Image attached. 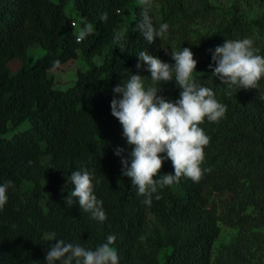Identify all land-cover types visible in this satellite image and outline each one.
<instances>
[{
  "label": "trees",
  "instance_id": "16d2710c",
  "mask_svg": "<svg viewBox=\"0 0 264 264\" xmlns=\"http://www.w3.org/2000/svg\"><path fill=\"white\" fill-rule=\"evenodd\" d=\"M157 1L161 18L150 7L153 25L167 23L169 28L149 44L136 30L142 19L139 4L133 8L131 32H117L128 0H0V184L12 181L0 210V264H46L51 233L93 250L114 235L119 264H212L219 234L216 212L225 194L232 222L264 225V78L250 90L217 79L196 80L226 106L218 123L205 119L200 125L210 137L202 164L210 171L199 182L181 178L158 189L161 199L154 194L147 206L131 179L121 174V160L114 153L118 146H128L110 102L113 88L138 72L141 51L174 64L165 49L170 53L177 43L190 47L201 66L212 63L209 50L225 39L250 37L264 55V0H253L263 8L257 18L244 21L241 7L230 6L223 24L202 33L193 25L217 15L210 0ZM68 4L79 16L75 25ZM104 14L106 20L101 19ZM86 23L92 34L77 42ZM34 44L43 54L11 73L9 61H26ZM79 52L85 69L77 70L71 86L56 88L49 68L77 58ZM96 56L101 57L99 64ZM146 68L139 74L150 77ZM104 78L109 93L102 89ZM145 84L161 87L158 95L169 101L178 98L174 81L156 84L146 78ZM24 122L28 127L19 130ZM83 168L93 174L94 194L106 214L103 222L80 209L78 201L72 207L64 203L73 188L66 178ZM164 173L174 174L171 161L164 162ZM239 264H246L243 255Z\"/></svg>",
  "mask_w": 264,
  "mask_h": 264
},
{
  "label": "clouds",
  "instance_id": "9594fccd",
  "mask_svg": "<svg viewBox=\"0 0 264 264\" xmlns=\"http://www.w3.org/2000/svg\"><path fill=\"white\" fill-rule=\"evenodd\" d=\"M138 2L142 19L136 24V30L152 44L165 36L169 25L163 23L155 27L149 14L151 0ZM101 19L106 20L107 14ZM90 34L92 25L86 23L76 36L77 42ZM165 51L174 64L149 54L147 50L141 51L137 56L138 72H131L127 80L113 88L115 95L110 102L111 115L119 121L122 138L128 146L115 149L114 154L120 157L122 164L121 174L131 179L132 187L137 190V195L144 197L142 203L147 206L151 205L154 194L156 200L161 199L158 189L179 183L181 178L199 182L205 172L210 171L202 167L210 137L200 125L205 119L218 123L226 113V106L216 99L214 91L194 79L198 62L192 49L183 47L181 51ZM209 51L212 63L208 68L221 84L250 90L257 89L259 81L264 78V55L258 54L250 37L225 39ZM54 63L59 66V61ZM143 65H147L144 70L150 73V77L139 74ZM146 78L156 84L174 81L179 89L178 98L169 101L158 95L161 87L146 86ZM166 160L171 161L174 174L161 175ZM93 179L87 168L72 171L66 183L70 182L73 188L63 200L67 207L78 201L80 209L103 222L106 214L103 202L94 194ZM10 186V180L0 184V210L8 201ZM115 240L116 237L110 234L93 250L56 239V234L51 233L45 254L46 264H119L118 252L113 247Z\"/></svg>",
  "mask_w": 264,
  "mask_h": 264
},
{
  "label": "rangeland",
  "instance_id": "374dc122",
  "mask_svg": "<svg viewBox=\"0 0 264 264\" xmlns=\"http://www.w3.org/2000/svg\"><path fill=\"white\" fill-rule=\"evenodd\" d=\"M128 13L124 20L119 24L117 32L119 34H129L131 32V19L132 12L135 5L139 4L138 0H128ZM217 7V15L210 16L209 19L200 20L197 24L193 25L195 30L199 32L212 31L223 24L226 16V11H229L230 6L241 7L242 20L248 21L257 18L258 13L263 10L262 7L254 5L253 0H210ZM67 11L75 17V21H78V14L71 8V4L66 6ZM162 5L157 0H151V10L156 19L161 18ZM225 11V12H224ZM181 48L175 43V50L181 51ZM44 50L38 44H34L28 48L26 61L20 58H13L9 61L10 72L13 73L18 67L24 63L29 64L37 57L43 54ZM95 62L99 64L101 57L96 56ZM209 64L197 66L194 72V79H217L212 76L211 71L208 68ZM86 64L79 55L77 58L62 64L59 67L49 68V73L54 80V86L59 89H66L71 86L76 80V72L78 69H85ZM218 80V79H217ZM102 89L105 93H109L111 86L106 78ZM262 104H264V95L262 98ZM28 123L24 122L18 126L19 130L28 127ZM11 134V133H10ZM9 134V135H10ZM219 206L216 212L217 224L219 226V234L213 244V256L212 264H239V257L244 256L246 258V264H264V225H256L250 223L247 226H239L232 222L233 219L229 214L228 196L222 195L219 199Z\"/></svg>",
  "mask_w": 264,
  "mask_h": 264
},
{
  "label": "built area",
  "instance_id": "2783aa9c",
  "mask_svg": "<svg viewBox=\"0 0 264 264\" xmlns=\"http://www.w3.org/2000/svg\"><path fill=\"white\" fill-rule=\"evenodd\" d=\"M75 24H76V21H75V20H73V21H72V25H75Z\"/></svg>",
  "mask_w": 264,
  "mask_h": 264
}]
</instances>
